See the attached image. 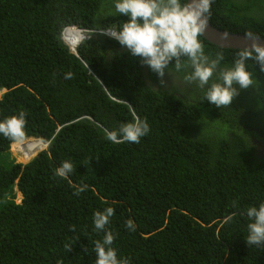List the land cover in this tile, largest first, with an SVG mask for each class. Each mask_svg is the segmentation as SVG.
I'll list each match as a JSON object with an SVG mask.
<instances>
[{"label":"trees","instance_id":"trees-1","mask_svg":"<svg viewBox=\"0 0 264 264\" xmlns=\"http://www.w3.org/2000/svg\"><path fill=\"white\" fill-rule=\"evenodd\" d=\"M113 12L112 0H0V121L25 111L26 139L49 143L24 164L0 135V264H95L105 233L92 217L106 207L112 247L130 264H264V245L245 241V209L264 203V73L248 61L258 87L217 108L174 60L161 85L119 42L97 35L75 54L62 39L70 24L128 22ZM209 22L264 37V0H214ZM199 39L210 58L223 53L222 67L240 50ZM136 118L150 125L139 144L105 139ZM65 160L74 172L54 177Z\"/></svg>","mask_w":264,"mask_h":264},{"label":"clouds","instance_id":"clouds-1","mask_svg":"<svg viewBox=\"0 0 264 264\" xmlns=\"http://www.w3.org/2000/svg\"><path fill=\"white\" fill-rule=\"evenodd\" d=\"M214 0H112L114 12L118 16H128V22L112 25L105 29L85 30L70 24L64 27L62 39L73 53L85 40L100 35L121 45L122 51L128 50L134 57L141 58V64L147 65L160 78L161 85L165 84L163 77L169 69L170 62L175 61L176 71L190 68L191 71L183 76L185 83L195 84L203 92V100L217 108H227L240 90L258 87L254 73L248 71V61L259 65L264 73V44L259 43L260 37L253 31L244 33L246 46L240 49L230 67H222L224 60L222 52H217L215 58L205 54L204 45L199 39L207 30L211 16V5ZM142 21V22H141ZM74 78L72 72L65 73V79ZM238 85L239 87H235ZM3 91L0 92L2 95ZM0 95V97H1ZM26 112L20 111L0 121V135L10 140L11 152L16 144L38 142L47 146L33 154L21 155L32 160L39 152L45 150L49 143L38 138L26 139ZM150 132L147 119L136 118L132 122L122 123L115 130H105V139L115 144H139L141 138ZM17 148V153H22ZM16 158V157H15ZM90 162V161H89ZM26 164V163H24ZM74 165L70 160L63 161L54 170V177L68 179L74 172ZM73 195L79 196L88 190L85 183L74 185ZM247 217L252 221L247 225L248 235L245 241L248 246L264 245V203L258 207L250 206L245 209ZM113 207H106L103 211H95L92 217L96 232L105 233L102 240L94 242L96 254L95 264H130L128 258H118L117 250L112 247L116 235L108 230ZM125 227L135 231L133 220L128 219ZM75 231V225L70 227ZM74 242L64 245L67 252L72 251ZM84 251H87L85 248ZM63 264V261H57Z\"/></svg>","mask_w":264,"mask_h":264},{"label":"water","instance_id":"water-1","mask_svg":"<svg viewBox=\"0 0 264 264\" xmlns=\"http://www.w3.org/2000/svg\"><path fill=\"white\" fill-rule=\"evenodd\" d=\"M202 37L205 38L209 43L221 48L242 49L246 46L244 34L222 30L213 26L210 24V22L208 23L207 30ZM259 43L264 44V37H260ZM21 155H23V152Z\"/></svg>","mask_w":264,"mask_h":264},{"label":"bare ground","instance_id":"bare-ground-1","mask_svg":"<svg viewBox=\"0 0 264 264\" xmlns=\"http://www.w3.org/2000/svg\"><path fill=\"white\" fill-rule=\"evenodd\" d=\"M172 87V86H171ZM16 146H18V144H16ZM41 146V143H38V142H29L28 144L27 143H24V145H19V149L21 152H23V155H31L33 154L34 152L38 151L39 148ZM18 147H15L14 149H17ZM19 151V152H20ZM21 155V154H20ZM38 155V154H37ZM25 158V157H24ZM26 159V158H25ZM28 160V159H27ZM30 160H28L29 162ZM26 162V163H28Z\"/></svg>","mask_w":264,"mask_h":264},{"label":"rangeland","instance_id":"rangeland-1","mask_svg":"<svg viewBox=\"0 0 264 264\" xmlns=\"http://www.w3.org/2000/svg\"><path fill=\"white\" fill-rule=\"evenodd\" d=\"M172 85H173V84H172ZM172 85H170V86H172ZM0 95H1V94H0ZM25 143H26V142H25ZM19 145H20V144H19ZM19 145L17 146L18 149H19ZM46 146H47L46 144H43L42 147H41L40 149H44ZM19 150H20V149H19ZM12 155H13L14 157H16V162H19V163H26V162H28V160L25 159L24 157H22V156L20 155V153H17V149H13V151H12ZM17 201H18V202L21 201V196H20V195H18V197H17Z\"/></svg>","mask_w":264,"mask_h":264},{"label":"flooded vegetation","instance_id":"flooded-vegetation-1","mask_svg":"<svg viewBox=\"0 0 264 264\" xmlns=\"http://www.w3.org/2000/svg\"><path fill=\"white\" fill-rule=\"evenodd\" d=\"M164 78V77H163ZM166 78L169 80L170 78H168V75L166 76ZM165 79V78H164ZM178 83V81L177 82H175V85ZM170 84H172V82H170Z\"/></svg>","mask_w":264,"mask_h":264}]
</instances>
